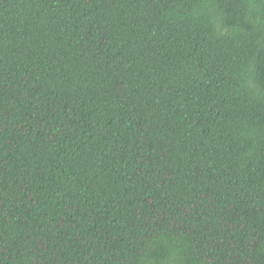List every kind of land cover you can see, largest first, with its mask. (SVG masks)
Wrapping results in <instances>:
<instances>
[{
    "label": "trees",
    "instance_id": "1",
    "mask_svg": "<svg viewBox=\"0 0 264 264\" xmlns=\"http://www.w3.org/2000/svg\"><path fill=\"white\" fill-rule=\"evenodd\" d=\"M0 264H264V0H0Z\"/></svg>",
    "mask_w": 264,
    "mask_h": 264
}]
</instances>
